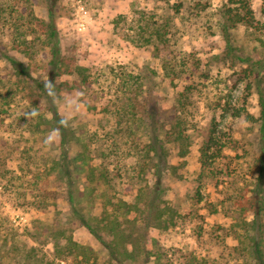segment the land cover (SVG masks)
I'll return each instance as SVG.
<instances>
[{"label": "rangeland", "instance_id": "rangeland-1", "mask_svg": "<svg viewBox=\"0 0 264 264\" xmlns=\"http://www.w3.org/2000/svg\"><path fill=\"white\" fill-rule=\"evenodd\" d=\"M234 2L0 0V264H252L264 252V241L257 249L244 239L245 225H264V0H250L253 26L226 20ZM8 54L31 77L16 78ZM53 61L63 71L53 108L72 140L65 147L49 97L27 87L31 78L49 84ZM227 102L254 120L227 115L220 128L228 149L204 169L202 150ZM145 111L168 120L157 130L168 143L165 160L148 152ZM176 123L185 130V158L182 143L169 142ZM90 165L98 184L88 182ZM146 186L161 191L157 208L137 198ZM129 204L142 210L130 213ZM136 216L148 225L142 237L113 240L109 222L128 234L126 219ZM70 240L92 248L91 260Z\"/></svg>", "mask_w": 264, "mask_h": 264}, {"label": "trees", "instance_id": "trees-1", "mask_svg": "<svg viewBox=\"0 0 264 264\" xmlns=\"http://www.w3.org/2000/svg\"><path fill=\"white\" fill-rule=\"evenodd\" d=\"M56 0H53V4H55ZM237 4V9L236 12H234V9L230 6V8H227L224 12V17L228 22H234V23H240V22H245L250 26L255 25V14L252 9V4L250 0H235L234 2ZM49 17H50V23L49 26H51V37H56V28L53 25L54 20H55V14L54 12L50 9L49 10ZM53 42V54L54 56H59L60 54V45L59 41H51ZM227 42L230 45V40L227 38ZM3 56V55H2ZM10 64L11 68L14 70V76L16 78H19L20 76H26V77H31V71L29 70L28 67H25L21 61H19L15 56H10L9 54L6 55ZM258 58V57H256ZM58 62V61H57ZM53 61V64H55V69L56 71H52L49 75L50 78V83L49 84H40V83H35L32 78L30 79V85H28V89L30 90L33 85L37 88L35 89V92H39L42 94H47L49 97V106L50 110L52 111L53 114V122L55 125L61 130V145L65 147L67 144H69L72 140L70 137L69 133L67 132L66 129V122L65 120L60 116L56 108H53V87L55 83V78L63 73L61 68H57L58 63ZM34 82V83H33ZM28 84V83H27ZM52 88V89H51ZM37 90V91H36ZM260 119L262 121L261 124V133H262V138L264 140V97L261 96L260 98ZM147 111H145L144 115H142L143 119H141V124H146L145 128H143V135L144 136H150L151 137V143L149 145H146V147L149 148L148 152L149 153H154V156H157L159 159H167L168 156V151L165 148V145L168 144L166 141L163 139L161 141L160 134L157 132L158 127H159V122L161 121V127L166 128L168 126V120L165 118L164 121H162L161 118L157 119L155 116L151 117V114H149ZM230 115L232 118H245L246 120L252 121L254 120V117L250 114L244 111L241 107H237L233 105L232 103L227 102L225 106L223 107V116L221 119L217 120L215 119L214 123L211 126V131H210V136L208 143L206 144V147L202 150L201 154V164L204 169H208L210 167V164H213L217 160L221 159L224 157L226 149H228L227 143H228V135H226L225 131H223L221 127V122L222 120L227 116ZM136 130L139 129V124L135 125ZM177 131V132H176ZM169 135L168 138H172L170 143L178 142L181 144L180 148V157L185 158L187 156V151L185 145H183L186 142L185 137L183 136L185 133V130H181L180 123H176L171 127V131H168ZM175 134V135H174ZM174 136V137H173ZM79 143V139H78ZM262 157H264V154H261V159L259 161L260 163V176L261 179L264 178V159L262 160ZM146 167V165H145ZM165 169L163 167L158 166L155 170V175L158 180L161 179L162 173ZM97 171L98 168L94 166H89L87 169V176H88V182L92 184H98L99 181H97ZM87 190L89 189L88 186L85 187ZM82 193H85L83 191ZM138 199H141L145 196L146 198V205L150 209H154L158 207V200L161 199V191L158 189V187H155L153 189H149L148 186L144 187H139L138 188ZM69 201L71 202L73 206V212L74 214L78 215L80 213V209H78L76 202H75V197L72 195L71 192H69ZM139 201V200H137ZM137 204V203H136ZM136 204H129V212H138L141 211L142 209L139 207V205ZM253 204V203H252ZM141 209V210H140ZM259 214V213H258ZM146 218V216L144 217ZM84 220H87L86 215L83 217ZM128 223H130L134 229L132 232L126 234L124 230H122L121 225H113V223L109 222V225L105 227L108 231V233L113 235V240H117L120 237H127L125 240L126 243H134L136 239H138V236L142 237L143 233L141 232V229L146 230L148 225H144L143 221L138 220V216H136L134 219H126ZM139 224V225H136ZM59 225V224H57ZM85 226L91 230L93 235L101 241L104 244H107L105 241L103 235H101L99 232L95 230V228L86 221ZM246 226V232L244 235V239H247L248 241H256L257 244V249L258 246L261 242L264 241V225H245ZM136 228V229H135ZM134 232L137 233V236L134 235ZM254 234V235H253ZM110 245V244H109ZM69 246H71V249L75 251V253L79 256H83L89 260L92 258L93 254V249L81 244H78L76 242H73L72 240L69 241ZM247 251V249H243L242 252L244 253ZM258 256L257 258H260L261 261H259L257 258L253 259L252 264H264V252L262 249H258ZM248 252V251H247Z\"/></svg>", "mask_w": 264, "mask_h": 264}, {"label": "built area", "instance_id": "built-area-1", "mask_svg": "<svg viewBox=\"0 0 264 264\" xmlns=\"http://www.w3.org/2000/svg\"><path fill=\"white\" fill-rule=\"evenodd\" d=\"M82 9H84V8H82ZM85 14L87 15V14H88V12H86V11H85Z\"/></svg>", "mask_w": 264, "mask_h": 264}]
</instances>
